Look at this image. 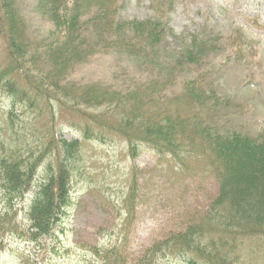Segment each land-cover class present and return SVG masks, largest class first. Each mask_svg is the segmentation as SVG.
<instances>
[{
    "label": "trees",
    "instance_id": "trees-1",
    "mask_svg": "<svg viewBox=\"0 0 264 264\" xmlns=\"http://www.w3.org/2000/svg\"><path fill=\"white\" fill-rule=\"evenodd\" d=\"M164 2L151 0L154 16L149 19L119 20V0H39L37 9L50 28L35 36L19 1L0 0V37L6 41L0 90L12 99L7 114L14 136L19 138L25 129L34 139L17 147L0 143V254L15 234L36 242L45 256H58L56 228L70 210L79 209L72 181L87 169L83 145L105 144L116 137L125 141L130 157L148 145L157 156L175 163L183 176L191 175L192 161H199L216 178L218 194L204 214L188 219L184 231L168 233L139 256L128 252L123 233L109 243L81 246L86 255L77 264H236L239 241L264 238V135L225 128L215 115L221 109L228 112V102L212 87L208 90L204 75L189 76L211 53L213 44L207 38L181 36L170 62L158 54L175 35ZM167 7L171 10L172 3ZM228 41L236 44V39ZM112 53H125L136 62L152 57L166 63L159 64L157 77L134 86L117 78H79V68ZM169 86L173 95L158 94ZM19 103L29 113L25 124L15 116ZM58 108L61 116L73 119L65 129L58 126ZM43 117L48 123L40 128ZM66 130L76 137L65 138ZM130 179L129 192L110 191L108 185L106 190L92 189L107 200L118 192L119 199L127 198L126 233L134 213L129 205L138 195L137 176ZM43 238L52 244L43 245ZM245 245L242 257L248 254Z\"/></svg>",
    "mask_w": 264,
    "mask_h": 264
},
{
    "label": "rangeland",
    "instance_id": "rangeland-1",
    "mask_svg": "<svg viewBox=\"0 0 264 264\" xmlns=\"http://www.w3.org/2000/svg\"><path fill=\"white\" fill-rule=\"evenodd\" d=\"M18 1L32 34L43 36L50 25L37 9L39 0ZM169 2L172 3L171 10L167 7ZM164 4L167 21L175 35L162 45L158 54L170 62L172 50L180 47L181 36L207 38L213 44L211 53L200 70H193L189 76L204 75L208 90L212 87L218 97L228 102V112L221 109L215 115L221 124H227L225 128L264 135V0H165ZM118 12L119 20H145L154 16L151 0H119ZM230 38L236 39L234 46L230 45ZM166 62L152 57L136 62L125 53H112L77 70L82 80L117 78L116 82L134 86L157 77L161 70L159 64ZM4 66L6 41L0 37V69ZM164 90L158 92L163 98L174 94L171 86ZM11 105V97L0 90V143L5 141L17 147L23 141L33 142V136L28 137L25 129L20 131L19 138L14 136L7 114ZM15 116L22 124L30 118L21 103L17 105ZM72 121L68 114L61 116L58 108V126L65 129L64 126L68 127ZM47 123L46 117L38 120L40 128L46 127ZM20 126L17 124L16 127L19 129ZM62 134L68 140L76 137L70 130ZM82 151L87 169H82L83 175L72 181L75 190L72 196L79 201V209L76 212L70 210L68 217L56 228L54 246L60 249L58 256H45L37 244H31V240L25 243L24 238L14 234L9 238L7 250L0 254V264H43L44 261L77 264L76 260L86 255L81 246L89 249L96 244L109 243L123 233L126 234L124 240L128 252L139 256L146 247L168 233L184 231L188 219L204 214L218 194L216 178L199 161H192L191 175L183 176L175 169V163L157 156L148 145H141L139 154L130 157L125 141L120 137L105 144L86 142ZM133 174L137 176L138 195L129 205L134 213L126 233V216L123 215L126 209L123 208L127 198L119 199L116 194L121 193L118 192L107 196V200L106 195L92 189L104 187L106 190L108 185L110 191L123 188L129 192ZM112 209L120 210V213L115 214ZM22 227L28 229V222L23 221ZM42 244L51 245L52 240L43 238ZM242 244H246V257L239 255ZM235 256L240 259L236 264H264V238L239 241Z\"/></svg>",
    "mask_w": 264,
    "mask_h": 264
}]
</instances>
